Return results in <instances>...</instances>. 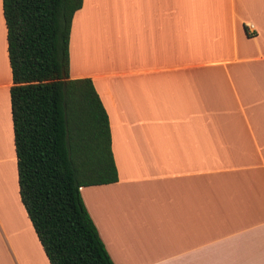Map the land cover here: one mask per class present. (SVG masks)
Wrapping results in <instances>:
<instances>
[{
	"label": "crops",
	"instance_id": "crops-1",
	"mask_svg": "<svg viewBox=\"0 0 264 264\" xmlns=\"http://www.w3.org/2000/svg\"><path fill=\"white\" fill-rule=\"evenodd\" d=\"M69 78L117 179L79 188L113 264H264V0H81ZM0 0V264H49L19 200Z\"/></svg>",
	"mask_w": 264,
	"mask_h": 264
},
{
	"label": "trees",
	"instance_id": "trees-1",
	"mask_svg": "<svg viewBox=\"0 0 264 264\" xmlns=\"http://www.w3.org/2000/svg\"><path fill=\"white\" fill-rule=\"evenodd\" d=\"M81 0H1L19 200L49 264H113L79 188L117 179L106 112L89 78H69Z\"/></svg>",
	"mask_w": 264,
	"mask_h": 264
}]
</instances>
